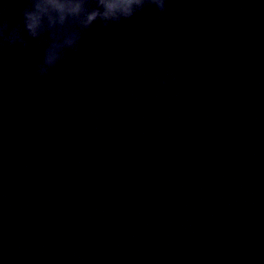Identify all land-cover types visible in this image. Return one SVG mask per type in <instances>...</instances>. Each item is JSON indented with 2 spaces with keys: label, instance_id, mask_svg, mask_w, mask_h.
<instances>
[{
  "label": "water",
  "instance_id": "obj_1",
  "mask_svg": "<svg viewBox=\"0 0 264 264\" xmlns=\"http://www.w3.org/2000/svg\"><path fill=\"white\" fill-rule=\"evenodd\" d=\"M85 43L46 80L0 61V264H264V0Z\"/></svg>",
  "mask_w": 264,
  "mask_h": 264
},
{
  "label": "clouds",
  "instance_id": "obj_2",
  "mask_svg": "<svg viewBox=\"0 0 264 264\" xmlns=\"http://www.w3.org/2000/svg\"><path fill=\"white\" fill-rule=\"evenodd\" d=\"M18 11L8 0L0 3V61L7 50L15 49L18 62L32 66L37 80L52 77L54 71L87 48L85 40L94 27L102 32L119 33L130 21L155 9L167 12L169 0H22ZM26 53L23 55L21 53ZM96 60L100 54L93 52ZM174 70L155 81L157 87L167 86L178 78ZM124 100L135 99L134 86L117 92ZM180 91L176 97L180 98ZM90 117L98 113L89 110Z\"/></svg>",
  "mask_w": 264,
  "mask_h": 264
}]
</instances>
